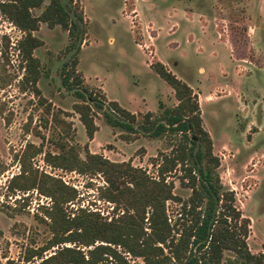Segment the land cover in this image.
<instances>
[{"label":"rangeland","instance_id":"obj_1","mask_svg":"<svg viewBox=\"0 0 264 264\" xmlns=\"http://www.w3.org/2000/svg\"><path fill=\"white\" fill-rule=\"evenodd\" d=\"M1 1V0H0ZM65 1V0H62ZM85 19L84 43L77 53L76 70L83 84L105 100H115L136 115V133L104 123L101 110L93 108L96 131L90 144L71 106L80 102L60 85L59 69L69 55L63 52L66 32L40 22L32 34L42 44L33 50L40 64L36 87L45 103L64 114L70 133L53 126L27 84L20 85V57L13 49L20 33L0 14V264H36L30 250L50 237L46 211L50 196L37 189L7 188L20 172L19 158L31 146L41 151L26 159L25 166L45 173L71 187L74 199L62 205L70 216L78 208L96 211L108 220L120 213L121 203L106 201L100 174H81L53 167L44 153H56L55 141L99 153L111 161L128 160L148 175L156 176L152 160L168 154L180 134L148 136L140 129L142 115L159 117L163 108L177 102L172 88L153 72L160 62L184 82L196 96L203 129L211 151L219 159L216 168L223 189L232 190L234 204L249 219L246 244L250 252L264 243V0H77ZM45 3V2H44ZM39 9H32L38 14ZM6 36V38H3ZM105 106V102H103ZM179 167L167 173L172 192L180 199L190 190L180 184ZM16 184L23 179L15 180ZM172 223L179 203L166 201ZM93 244H97L94 242ZM61 245L72 246V243ZM77 248L85 247L76 243ZM56 247L42 252L47 256ZM229 255V253H225ZM27 257V258H26ZM131 264H142L130 258Z\"/></svg>","mask_w":264,"mask_h":264},{"label":"trees","instance_id":"obj_2","mask_svg":"<svg viewBox=\"0 0 264 264\" xmlns=\"http://www.w3.org/2000/svg\"><path fill=\"white\" fill-rule=\"evenodd\" d=\"M39 8L38 14L32 13V9ZM0 14L20 33L13 44L20 57V85H29L44 113L49 115L53 126H59L62 135L70 133V124L62 117V111L45 103L36 87L41 70L33 50L42 42L32 32L40 22L49 28L57 25L66 32L63 52L69 57L60 66L59 80L62 87L80 100L71 108L77 114L86 140L92 139L96 130L93 108L102 111L108 126L123 130L124 139L136 133V115L115 100L96 95L83 84L76 70L77 53L85 41V19L77 0H1ZM150 67L172 88L177 102L163 108L156 118L145 112L140 129L152 137L169 132L178 133L181 138L168 154H161L157 162L152 160L156 165L155 177L132 166L128 160L111 161L99 153L89 152L87 143L82 147L83 158L79 157L77 146L61 141L54 142L56 153H44L45 161L53 167L100 174L105 182L101 197L115 207L121 203L120 213L112 211L108 220L86 208L66 215L62 205L74 199V190L50 175L37 174L25 166L26 159L41 151L39 146L30 145L31 152L22 151L20 172L8 180L7 188H35L52 200L51 209L46 211L50 237L27 255L38 258L36 264H131L129 257L140 258L142 264H264V243L261 252L249 251L246 244L249 219L234 204L233 191L223 189L219 180L216 172L219 159L212 153L210 137L201 125L196 96L160 62L151 63ZM175 166L181 172L180 184L190 190L184 200L172 192L173 183L166 179ZM21 178L22 183L16 184L15 180ZM166 201L179 203L178 216L172 223L166 212ZM76 243L91 247L83 251ZM54 246L51 254L42 256L43 251Z\"/></svg>","mask_w":264,"mask_h":264},{"label":"crops","instance_id":"obj_3","mask_svg":"<svg viewBox=\"0 0 264 264\" xmlns=\"http://www.w3.org/2000/svg\"><path fill=\"white\" fill-rule=\"evenodd\" d=\"M104 123H105V122H104ZM105 124H106V123H105ZM109 127H110V126H109ZM111 128H116V127H111ZM95 131H96V130H95ZM95 131H94V133H95ZM94 133H93V135H94ZM91 140H93V136H92V139L88 140L89 144H90Z\"/></svg>","mask_w":264,"mask_h":264}]
</instances>
